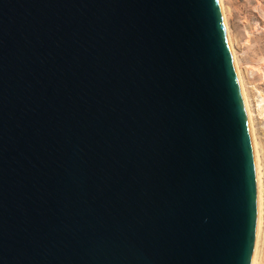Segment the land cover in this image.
<instances>
[{"label": "water", "instance_id": "95a60500", "mask_svg": "<svg viewBox=\"0 0 264 264\" xmlns=\"http://www.w3.org/2000/svg\"><path fill=\"white\" fill-rule=\"evenodd\" d=\"M256 226L219 0H0V264H252Z\"/></svg>", "mask_w": 264, "mask_h": 264}, {"label": "rangeland", "instance_id": "374dc122", "mask_svg": "<svg viewBox=\"0 0 264 264\" xmlns=\"http://www.w3.org/2000/svg\"><path fill=\"white\" fill-rule=\"evenodd\" d=\"M223 4L242 82L253 110L264 173V0H223ZM262 181L263 184L264 179ZM262 210L263 226L256 264H264V201Z\"/></svg>", "mask_w": 264, "mask_h": 264}, {"label": "bare ground", "instance_id": "6f19581e", "mask_svg": "<svg viewBox=\"0 0 264 264\" xmlns=\"http://www.w3.org/2000/svg\"><path fill=\"white\" fill-rule=\"evenodd\" d=\"M220 6H221V12H222V16H223V22L225 25V30H226V34H227V39H228V44H229V48L231 51V55L233 58V62H234V66H235V70L237 73V78H238V82H239V86L241 89V94H242V98H243V103H244V107H245V111H246V116H247V121H248V125H249V131H250V137H251V143H252V148H253V155H254V161H255V173H256V186H257V226H256V242H255V251H254V255H253V260H252V264H256L257 263V255H258V248H259V241H260V234H261V229L263 226V217H262V203H263V195H264V186L262 184V180L263 178V171L261 169V164H260V152H259V146L256 140V136H255V130H254V116H253V110L251 107V103L249 101V98L246 94L245 88H244V84L242 82V77L240 74V70H239V66H238V59H237V55L235 53V48L234 45L232 43V39L230 37V30H229V25L227 22V16L225 13V8H224V4H223V0H219ZM259 108V107H258ZM263 151V150H262Z\"/></svg>", "mask_w": 264, "mask_h": 264}]
</instances>
